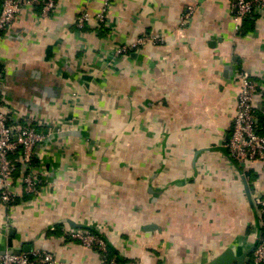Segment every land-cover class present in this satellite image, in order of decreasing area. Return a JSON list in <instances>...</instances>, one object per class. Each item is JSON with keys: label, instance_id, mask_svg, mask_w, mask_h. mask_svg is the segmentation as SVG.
Here are the masks:
<instances>
[{"label": "crops", "instance_id": "obj_1", "mask_svg": "<svg viewBox=\"0 0 264 264\" xmlns=\"http://www.w3.org/2000/svg\"><path fill=\"white\" fill-rule=\"evenodd\" d=\"M104 1L57 0L49 17L26 5L0 33L5 105L55 131L35 149L41 193L20 176L13 211L0 203V242L14 229L55 264H103L66 229H100L120 264L243 254L264 238V159L235 161L228 143L245 71L264 135V12L239 28L235 0H114L80 29ZM145 35L165 41L116 54Z\"/></svg>", "mask_w": 264, "mask_h": 264}, {"label": "built area", "instance_id": "obj_2", "mask_svg": "<svg viewBox=\"0 0 264 264\" xmlns=\"http://www.w3.org/2000/svg\"><path fill=\"white\" fill-rule=\"evenodd\" d=\"M114 0H105L102 10L91 16L83 11L77 19V25L84 29L93 19L96 23L105 24L107 13ZM36 6L44 17H49L57 7V0H3L0 9V33L7 31L15 22L24 6ZM236 20L239 26L243 20L255 17L264 12V0H235ZM194 12V6H189L182 18L187 24ZM164 38L145 35L133 43L123 44L116 50L118 56H124L133 51L145 48L149 43L164 42ZM241 89L239 92L233 134L228 149L230 156L238 162L257 161L264 159V135L258 130L255 98L258 84L252 75L245 71L240 74ZM2 79L0 76V203L13 211L15 203L21 198L16 189L21 176L23 193L28 196H38L42 191V179L36 163V147L44 142L54 131L52 126H46L48 132L37 129L36 117H25L17 110L9 109L2 96ZM39 126V125H38ZM100 229L65 230V237L80 242L102 255L103 264H120L111 256L109 246L103 238ZM57 260L51 253L34 251L29 253H6L0 255V264H55ZM253 264H264V238L253 251ZM129 264H134L133 262Z\"/></svg>", "mask_w": 264, "mask_h": 264}, {"label": "water", "instance_id": "obj_3", "mask_svg": "<svg viewBox=\"0 0 264 264\" xmlns=\"http://www.w3.org/2000/svg\"><path fill=\"white\" fill-rule=\"evenodd\" d=\"M15 236V230L11 229L6 240L4 242H0V255H5L6 253H29L30 255H32V246L24 245L21 242L18 246L14 244ZM258 243L259 241L256 242L248 251L244 252L241 255H237V252L233 247H228L219 256L212 259L207 264H249L251 259L250 254L253 253Z\"/></svg>", "mask_w": 264, "mask_h": 264}, {"label": "trees", "instance_id": "obj_4", "mask_svg": "<svg viewBox=\"0 0 264 264\" xmlns=\"http://www.w3.org/2000/svg\"><path fill=\"white\" fill-rule=\"evenodd\" d=\"M113 256V255H112Z\"/></svg>", "mask_w": 264, "mask_h": 264}]
</instances>
